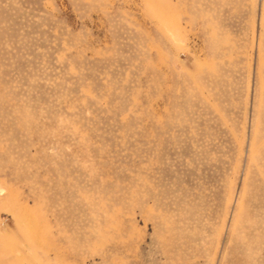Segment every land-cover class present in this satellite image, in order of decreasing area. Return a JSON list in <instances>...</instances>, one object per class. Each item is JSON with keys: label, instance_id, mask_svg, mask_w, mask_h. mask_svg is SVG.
<instances>
[{"label": "rangeland", "instance_id": "rangeland-1", "mask_svg": "<svg viewBox=\"0 0 264 264\" xmlns=\"http://www.w3.org/2000/svg\"><path fill=\"white\" fill-rule=\"evenodd\" d=\"M0 264H264V0H0Z\"/></svg>", "mask_w": 264, "mask_h": 264}]
</instances>
